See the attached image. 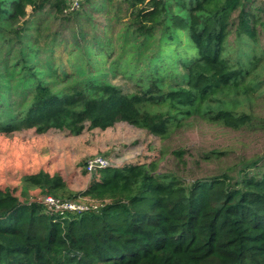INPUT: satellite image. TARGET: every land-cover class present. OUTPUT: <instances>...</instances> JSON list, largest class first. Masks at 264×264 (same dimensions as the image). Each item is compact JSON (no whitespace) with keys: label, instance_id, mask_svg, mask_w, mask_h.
<instances>
[{"label":"trees","instance_id":"trees-1","mask_svg":"<svg viewBox=\"0 0 264 264\" xmlns=\"http://www.w3.org/2000/svg\"><path fill=\"white\" fill-rule=\"evenodd\" d=\"M122 1L125 31L118 36L125 44L130 32L142 37L132 57L157 46L141 67L113 57L112 40L99 53L108 64L93 63L78 48L65 49L55 62L57 43L41 45L27 33L41 23L22 18L27 5L33 13L47 4L64 11L68 1L0 0V38L6 31L15 35L0 53V130L77 132L86 122L104 129L126 121L161 137L192 113L232 128L254 122L235 104L264 92L261 9H246L251 0ZM73 2L67 13L87 3L105 14L107 28L120 18L116 0ZM178 40L188 57L177 58L180 50L171 55ZM75 52L82 63L64 57ZM120 72L135 80L137 91L124 92L109 80ZM161 75L179 81L163 83ZM54 79L61 89L53 88ZM253 166L239 170L236 180L225 172L192 181L155 171V161L101 167L85 193L108 201L74 211H50L40 200L23 201L0 188V264H264V158ZM45 182L46 192L54 189L52 179Z\"/></svg>","mask_w":264,"mask_h":264},{"label":"rangeland","instance_id":"rangeland-1","mask_svg":"<svg viewBox=\"0 0 264 264\" xmlns=\"http://www.w3.org/2000/svg\"><path fill=\"white\" fill-rule=\"evenodd\" d=\"M67 1V8L64 11L53 10L47 4L40 13L37 11L33 13L27 5V15L22 18L27 17L41 23L38 29L36 25H32L27 30V33L35 36L41 45L51 46L53 42L57 43L55 62L65 49L78 48L87 50L93 63L108 64V60L99 56V53L104 49L102 48L104 43L109 40H112L113 46L116 47L112 52L113 57L120 62L127 61L133 66L141 67L150 55L156 53L157 46L151 45L146 54L143 53L135 59L132 52L134 48L137 49L142 37L130 32L127 36L133 38L128 39L125 44L118 36L125 31L123 25L126 20L124 15L126 2L116 0L120 18L107 28L108 22L103 12L84 3L81 10L79 4L75 11L67 13L70 0ZM101 1L97 0L98 6ZM248 7L261 9L263 15L264 0L248 1L245 8ZM237 13L238 10L232 13L234 22L237 20ZM257 28L260 45L264 47V33L260 27ZM129 29L132 31L133 26L129 25ZM158 29L159 25L156 24L155 30ZM4 35H6L4 40L0 38V42L3 43L0 45V53L8 38L15 36L7 31ZM233 37L231 33L228 37L230 43ZM121 42L122 47L119 48ZM186 46L184 41L178 40L170 49L171 55L180 50L177 58L188 57L190 52ZM123 55L125 58L121 60ZM64 57L71 58L75 64L83 61L78 52ZM40 63L42 69L46 70L45 63L42 61ZM108 78L124 92L137 91L135 80L124 73H109ZM160 79L161 82H169L172 85L179 81V79L170 81L172 78L165 75H161ZM53 81L55 90L63 87L59 80ZM235 107L237 110L250 113L254 122L232 128L192 113L161 137L126 121H115L104 129L90 128L86 122L77 132L55 127L38 131L35 126L0 130V188L9 189L23 201H41L49 193L48 195L59 199H70L88 207L100 206L109 198L85 193L93 180L98 178L96 171H88L84 166L85 160L95 154L105 155L111 163L110 166L116 167L155 161L157 162L155 171L173 173L187 181L210 175L221 176L220 174L225 172L233 176L232 180H236L240 178V171L244 173L242 168L252 172L256 169L253 164L262 163L264 158V92L261 97L255 96L252 103L244 99L237 101ZM216 151L222 153L219 155ZM31 176L38 180H29ZM47 178L55 182L54 189L49 190L51 193L46 192ZM47 209L55 211L49 207Z\"/></svg>","mask_w":264,"mask_h":264},{"label":"built area","instance_id":"built-area-1","mask_svg":"<svg viewBox=\"0 0 264 264\" xmlns=\"http://www.w3.org/2000/svg\"><path fill=\"white\" fill-rule=\"evenodd\" d=\"M76 4V0H74L73 5ZM111 165L109 159L102 154H95L89 156L85 160V168L88 171H95L98 168L106 167ZM41 202H43L47 207L55 210L56 212H62L64 210L74 211V210H82L87 208L88 206L85 204H81L75 201H71L70 199H59L52 195H45Z\"/></svg>","mask_w":264,"mask_h":264},{"label":"clouds","instance_id":"clouds-1","mask_svg":"<svg viewBox=\"0 0 264 264\" xmlns=\"http://www.w3.org/2000/svg\"><path fill=\"white\" fill-rule=\"evenodd\" d=\"M48 195V194H47ZM53 196V195H52ZM62 199H64V198H62ZM66 199V198H65Z\"/></svg>","mask_w":264,"mask_h":264}]
</instances>
